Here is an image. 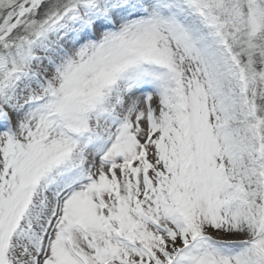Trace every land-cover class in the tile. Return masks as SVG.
Here are the masks:
<instances>
[{"label": "snow or ice", "instance_id": "obj_1", "mask_svg": "<svg viewBox=\"0 0 264 264\" xmlns=\"http://www.w3.org/2000/svg\"><path fill=\"white\" fill-rule=\"evenodd\" d=\"M0 264H264V0H0Z\"/></svg>", "mask_w": 264, "mask_h": 264}]
</instances>
